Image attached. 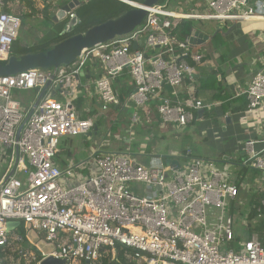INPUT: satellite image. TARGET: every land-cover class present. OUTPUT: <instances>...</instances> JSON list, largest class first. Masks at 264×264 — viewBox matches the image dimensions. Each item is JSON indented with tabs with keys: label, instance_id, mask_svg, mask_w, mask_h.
I'll list each match as a JSON object with an SVG mask.
<instances>
[{
	"label": "built area",
	"instance_id": "1",
	"mask_svg": "<svg viewBox=\"0 0 264 264\" xmlns=\"http://www.w3.org/2000/svg\"><path fill=\"white\" fill-rule=\"evenodd\" d=\"M169 1L146 7L143 22L132 32L83 49L70 65L0 75V246L19 239L8 225L19 221L26 236L35 234V242L29 240L41 250L40 260L53 256L65 264L121 263V247L134 264H264V230L253 231L238 248L227 247L235 233L225 210L239 198V188L217 161L195 155L192 148L167 157L179 165L155 154L145 164L126 152L96 153L86 168L85 162L65 169L56 163L63 137L94 128L93 119L81 118L74 105L79 76L89 63L98 60L104 70L94 82L103 110L123 104L112 79L127 68L134 87L124 105L135 107L132 124L139 125L141 110L158 100L161 125L185 127L209 105L196 96L197 69L188 60L200 63L202 56L194 51L190 35L179 39L173 34V19H264V0L253 5L250 0H206L203 11L184 13L169 9ZM125 3L133 7L139 2ZM67 16L75 18L74 9ZM21 26V17L0 0V60L13 54ZM136 42L138 49L133 48ZM186 79L187 91L180 95ZM48 82L27 119L36 100L26 108L13 93L36 89L39 96ZM50 90L56 93L49 96ZM59 93L64 100L56 97ZM241 94L248 99L245 114L264 117V64ZM244 147L245 157L236 165L260 170L264 177V140L250 138ZM83 168L86 173L80 172ZM256 212L250 220L245 211L250 224L264 220V198Z\"/></svg>",
	"mask_w": 264,
	"mask_h": 264
},
{
	"label": "rangeland",
	"instance_id": "2",
	"mask_svg": "<svg viewBox=\"0 0 264 264\" xmlns=\"http://www.w3.org/2000/svg\"><path fill=\"white\" fill-rule=\"evenodd\" d=\"M84 1V0H83ZM86 1V2H85ZM81 5H85L90 3V7L86 12H82V6L75 8L76 17L68 19V16L63 19H68L67 25L65 26L66 31L70 33V31L77 26V24L83 19H87L91 16L102 15L103 11H106L113 4H117L115 0H104V3L101 2L93 3V0H85ZM99 1V0H98ZM121 1V0H120ZM166 1V0H163ZM123 2V1H122ZM44 4V6L42 5ZM35 10H32L25 0H13L11 3H7L5 1V9L10 10L9 12H13L16 15L21 17L22 26L20 28V34L17 40L14 43V49L17 51L14 53L16 56L24 47H29L35 44V42L41 40L44 30L46 29V24L44 23V14L43 10L45 6H47L46 0H36L34 2ZM131 6V5H130ZM132 7V6H131ZM114 14L105 16V18L112 16ZM61 20V21H63ZM247 20H238L237 27L234 30H238L241 28L242 33L250 32L253 29L260 31V45L262 50H264V20L257 21V23L245 24ZM234 21L231 22H223L222 20H196L195 24L198 25V28L203 30L206 33H215V27L220 25L222 30L220 32V38L217 40H213V44L217 46L219 51H226L227 47L223 46L226 42V45H229L231 38L234 34H227L229 31V27ZM62 25H57V29L60 30ZM77 31V30H76ZM72 33V31H71ZM222 42V44H221ZM55 45V44H54ZM53 45V46H54ZM52 46V47H53ZM50 47L49 49H51ZM30 49V48H29ZM48 49V50H49ZM45 50V51H48ZM252 51H246V53L242 54L241 57L244 58H252L257 57V48L254 47L251 49ZM40 52V51H39ZM30 53V52H28ZM35 53V52H34ZM27 54V53H26ZM23 55V54H22ZM7 61L0 60V64H5ZM91 83V82H90ZM14 97L21 99L23 102L30 103L34 102L38 97V92L36 89L34 90H20L14 92ZM59 100H64L62 95L59 93L56 95ZM92 105V104H89ZM101 109V108H100ZM135 107L133 104H128L120 113L119 116V130L109 129L105 125H102L99 130L92 129L87 134H81L76 136H69L62 138V146L61 151L59 153V158L62 159L63 156L68 163H76L78 161L85 162V168L90 165L92 162L91 154L96 153V149L102 152H126L131 157L137 159L138 161L144 162L148 164V159L152 154L157 155L162 160L166 162L167 157H172L171 150L176 153L177 156L180 153L181 148H192L187 147L186 145L190 142L196 147L198 151L203 153L205 149L210 150L211 158L218 162V165L225 168L226 171L230 174L229 178L235 179V184L237 182L240 184L243 179L244 189L239 188L240 196L237 200L228 202L226 206V217L231 216L233 219V229L235 235H237L241 240H244L248 237V233L246 229L250 225V222L245 217V211L249 210L250 204L249 200L252 196H258L260 193L264 191V187H261V182L263 180V172L257 169H252L246 166H240L236 164H230L223 161V157L220 152L215 151L216 144L215 142L205 143L203 140H200L197 137H194L195 133L201 135L207 132L203 131L205 126L203 123H197L194 125H188L182 133L178 128H173L172 130H164L160 127H155L152 120L148 119V112L143 114L142 122L138 124H132L131 115L134 113ZM94 121V119H93ZM240 123V122H239ZM131 124V125H130ZM241 128L243 131H246L247 121H241ZM198 126H204L200 130H196L193 132L194 128ZM188 137L186 138L184 134L187 132ZM215 137V135H214ZM226 140H224V143ZM233 142V140L231 141ZM214 143V145H212ZM229 143V140L226 142V145ZM177 149V150H176ZM68 152L72 153V156H69ZM99 152L98 154H102ZM183 152V150H181ZM65 153V154H64ZM228 153V152H227ZM232 153V152H229ZM209 155V154H208ZM236 160L244 159L245 155H240V153L236 152L233 156ZM83 173V172H82ZM17 177H23V174L20 172L16 173ZM238 186V185H237ZM257 208V207H256ZM27 235V234H26ZM29 238L35 242L34 235L29 232L28 233V242L26 243V248L28 249L25 257L28 263L31 262L32 259L35 258V250L34 244H32ZM13 240V239H12ZM38 264V262H37Z\"/></svg>",
	"mask_w": 264,
	"mask_h": 264
},
{
	"label": "trees",
	"instance_id": "3",
	"mask_svg": "<svg viewBox=\"0 0 264 264\" xmlns=\"http://www.w3.org/2000/svg\"><path fill=\"white\" fill-rule=\"evenodd\" d=\"M6 4L9 2H13V0H5ZM29 7L32 10H35V5L32 0H25ZM47 1V6H45L43 10L44 14V23L46 24V29L44 30L43 36L41 40L35 42L34 45L27 47H24L21 49L18 53V55L26 54L28 52L34 53L39 51H45L48 50L50 47H52L54 44L62 41L63 39L70 37L77 33H83L88 28H90L93 25L99 24L101 22L106 21L107 19H110L112 17H115L124 11L131 8L130 5L126 4L125 2H122L120 0H115L117 4H113L110 6L106 11H103L102 15H94L86 20L82 19L75 28H73L70 33L66 31L65 26L68 22V19L63 21H55L53 17H51V13L55 10H57L63 3H53L52 1ZM136 2H142L143 0H132ZM98 2L104 3V0H93V3L100 4ZM164 2L163 0H160L158 3ZM80 5L79 7H81ZM90 7V3H87L82 6V12H86L87 9ZM6 10L9 12L6 8ZM12 12V11H11ZM114 14L112 16H109L105 18V16ZM194 21L191 19H180L178 24H175L173 26V34L178 37L179 39H185L187 38L193 27H194ZM57 25H62V28L60 30L57 29ZM77 30V31H76ZM220 27L218 30L213 33V38L211 41L207 42L205 45H203L201 48L197 49V52L201 54L202 60L199 64H203L206 68L205 76H199L195 78L194 84L196 85L198 90H207L212 91V101L220 102L222 105V108L225 112L229 111L230 113H238L241 111H245L247 109L248 99L246 94H239L238 96L235 95L234 88L231 85L225 84V73H226V67L228 60H229V49L226 51H219L217 46L213 44V40H217L220 38ZM222 44V42H221ZM227 47L226 42L222 44V47ZM30 48V49H29ZM17 51V49H14L13 46V54ZM264 52V50H262ZM211 61L213 64H210ZM91 64V63H89ZM88 64V65H89ZM90 66V65H89ZM104 76V70L99 72L94 80L90 83V88H94V82L97 78ZM188 81V80H187ZM189 82V81H188ZM113 87L116 91V93L119 95L120 99L122 100L123 104L115 107L112 106L108 110H103L102 108L96 104V100L94 99L93 106L94 109L91 111H84V106L88 100L87 93H83L78 95L74 99V105L79 113V116L81 118H92L94 119V129L97 128V130L100 129L102 125H105L109 129L119 130V116L123 108L126 107V104L128 102V94L132 91L134 87V81L131 77V74L127 68H124L121 73L114 76L112 79ZM188 87V85H186ZM165 91L168 94H172V88L168 85L165 86ZM186 90L184 89L179 92L180 95H183ZM158 107V100H151L149 103V106H146L141 110V113L144 114L148 112V119H152L153 124L155 127H158L160 123V117L158 115L157 111ZM215 113L213 110H208L205 108L204 116L206 118L214 117ZM131 118V117H130ZM143 118V115H142ZM156 121V123H155ZM131 125V124H130ZM171 126V125H170ZM93 129V130H94ZM61 151V147H60ZM59 151V153H60ZM187 149H183V153L185 154ZM194 152V151H193ZM59 153L57 155V158H59ZM98 153V152H97ZM56 158V160H57ZM238 187L244 189V183L243 179L241 180L240 184L237 182ZM264 198V191L260 193L258 196H252L249 200L250 208L246 211L248 215V219L253 220L255 219L257 212L256 207H258L261 204L262 199ZM253 222V221H252ZM253 225V226H252ZM250 228H247V232L251 234L255 230H264V220H261L259 223H252ZM17 234L19 235V239H13L11 242L5 246H0V264H37V262L40 260V256L36 254L35 258L31 260L30 263L26 260V253L28 249L26 248V243L28 242L26 238V230L24 228V224L22 223L19 226V229L17 230ZM232 246V245H230ZM129 252L127 249L118 247L117 249V255L118 259L121 263L113 262L112 264H134L133 261H129L126 259V253ZM104 264H108L107 260H104Z\"/></svg>",
	"mask_w": 264,
	"mask_h": 264
},
{
	"label": "crops",
	"instance_id": "4",
	"mask_svg": "<svg viewBox=\"0 0 264 264\" xmlns=\"http://www.w3.org/2000/svg\"><path fill=\"white\" fill-rule=\"evenodd\" d=\"M35 1H33V2H35ZM50 1H52L55 4H57V3L66 4L70 0H49V2ZM84 1L82 0L80 5ZM255 2H256V0H250L251 5H253ZM42 5L44 6V4H42ZM79 6H77V7H79ZM206 6H207L206 0H170L168 3L169 9L175 10L178 12H182V13H184V12H196V11L200 12V11H203L206 8ZM74 11H75V9H74ZM261 20H264V19L247 20V22H245V24L247 25V24H251V23H257V21H261ZM173 21L175 22V24H178L179 19H173ZM193 21H194L193 22L194 23L193 28H198V25L195 24L196 19H194ZM202 21H204V20H202ZM225 22L227 23L229 21H225ZM231 22H233V21H231ZM219 27H220V30H222V27L220 25H218L214 29L218 30ZM228 27H229V31L227 32V34H231L233 32H234V34L231 38V41L229 42V45L227 46V50L229 49V53H230L228 62H230V63L225 65L226 73H225L224 82H225V84L231 85L234 88L235 95L238 96L239 94H241L242 90L245 88V86L250 81L252 76L256 72H258L259 70H261L263 68L264 52H262V48L260 45L259 39L261 36L259 35L260 34L259 30L253 29L249 33L248 32L242 33L241 28H240V29L235 31L234 28L237 27L236 22L233 23L231 26H228ZM198 30L204 32L203 30H201L199 28H198ZM204 33H206V32H204ZM206 34L213 36L211 33H206ZM205 44H203V45H205ZM203 45H201V47ZM254 47L257 48V51H255V52H257V54H259L257 57H252L250 59L246 58V57H244V58L241 57L242 56L241 53L244 54V53H246V51H252L251 49ZM188 60L190 61L191 64L195 65V67L197 69V74L195 75V78H197L199 76H205V71H206L205 67H208V66H205L203 64H199V63L193 61L192 59H188ZM210 64H213V62L211 61ZM89 65H87L85 67L84 73L79 76V80H78L79 81V83H78L79 84V90H78V94H77V96H78L80 94H83V93L86 94L87 93L88 100L84 106V111H86V112L94 109V106H93L94 99L96 100V104L101 108L99 96L96 94L95 89L90 88L89 86H90V82L95 79L97 74L99 72H101L103 70V68H102L101 63L98 60L91 62V64H89ZM188 84H189V82L186 79L184 84H183L184 86H182L180 91H182L183 89L185 91L187 88L186 85H188ZM194 88H195L196 96L198 98L202 99L206 104L209 105L208 107H205V108L208 110H213L215 115H214V117L206 118L204 116L205 111H204L202 116L198 115V111H197V116H198L197 119L195 121L189 123L188 125H194L195 126V124L200 123V122L204 124L205 128L203 131L207 132V136H206V133L204 134V132H203L201 135H198L195 133L194 137H197L200 140H203L205 143L215 142L216 147L214 150L221 153L223 159H225V160H223L224 162L232 160L235 164L238 163V161H240V160H236L233 157L234 153L238 152V153H240V155H245V151H244L245 147L244 146H245V142L248 139L252 138V139H256V140H264V117H259V115H255V117H254V115L245 114L244 111H241L238 113H230L229 111L225 112L223 110L220 102L211 100L212 95H213L212 91L198 90L195 84H194ZM62 98H64V95H62ZM23 104L26 108H30L33 105V102H31V104L23 102ZM89 104H92V105H89ZM78 115H79V113H78ZM228 117H231V121L229 123L227 122ZM151 120L152 119H149V121H151ZM242 120L247 121V127L245 129L246 131H243V129L241 128L240 123ZM155 123H156V121H155ZM204 126H198L197 125V127L194 128V130H192V131L196 132V130H200ZM158 127H160L161 129H164V130H166V129L172 130L173 128H178L179 130H181V129L185 128L186 126L185 127H177V126H172V125L171 126L170 125L162 126L161 124H159ZM197 128H200V129H197ZM95 130L97 131V128ZM181 131H182V133H184V130H181ZM188 133L189 132L187 131L184 134V136L186 138L188 137ZM214 135H215V137H214ZM224 140H226V142L229 140V143L226 145V142L224 143ZM232 140H233V142H231ZM62 144L63 143L61 140L60 147L62 146ZM212 145H214V143ZM186 146L192 147L195 155L202 157V158L214 160L213 158H211L210 150L205 149V151H203V153H201L190 142ZM183 149H187V148L182 147L181 150H183ZM98 150L99 149H96V153L102 152V151H98ZM181 150H180V153L183 154V152H181ZM170 152L172 154L174 153L173 150H171ZM229 152H232V153H229ZM96 153L91 154V156L95 155ZM68 154H69V156H72L71 152H68ZM174 154H176V153H174ZM225 156H228V158H225ZM147 159H148V157H147ZM83 162L84 161H78L76 163H68L66 161V159L64 158V156L62 159L57 158V161H56V163L61 168H64V169L71 167V166L75 167L77 164L83 163ZM80 172L86 173L87 171L83 168V169H80ZM261 185H262L261 187H264V178L261 182ZM255 223H259V222H255ZM250 225H252V224H250ZM18 229H19V226L16 228V233H17ZM31 233L35 236V234L33 232H31ZM247 235L250 236L249 233ZM26 238L28 239V236H26ZM247 238L248 237H246L245 239H247ZM240 241H243V240H241L237 235H235L234 239L231 242H229L227 247L238 248ZM230 245H232V246H230Z\"/></svg>",
	"mask_w": 264,
	"mask_h": 264
},
{
	"label": "water",
	"instance_id": "5",
	"mask_svg": "<svg viewBox=\"0 0 264 264\" xmlns=\"http://www.w3.org/2000/svg\"><path fill=\"white\" fill-rule=\"evenodd\" d=\"M81 1L82 0H70L68 3L62 4L61 7L51 13V17H53L55 21L65 19L68 12L79 6ZM121 1L126 2L128 0ZM159 1L160 0H143L142 2L137 3V6H133L115 17L91 26L83 33H77L63 39L48 51L27 53L21 56L11 55L5 64H0V75L16 74L32 68H58L70 65L81 55L83 49L92 48L99 44L106 43L117 36L132 32L143 22L147 14L146 7H151ZM212 38L213 36L198 30V28H193L190 33V43L193 46L194 51H197L201 45L211 41ZM140 42L134 43L133 48L138 49ZM49 86L50 83L48 82L36 99L27 119ZM59 91H61V89ZM55 93L56 90H50L49 96L54 95ZM204 111L205 108H201L198 110V115L202 116ZM230 121L231 117H228L227 122L229 123ZM225 158H228V156H225ZM166 162L168 164L173 163L179 165L178 160L171 161L170 159H167ZM8 225L11 232H13V230L20 226L21 223L19 221H12ZM33 248L37 255H42L40 249L36 246ZM39 264H65V260L53 256H47L41 259Z\"/></svg>",
	"mask_w": 264,
	"mask_h": 264
}]
</instances>
